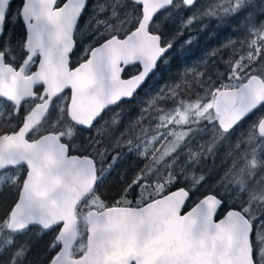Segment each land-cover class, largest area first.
I'll return each instance as SVG.
<instances>
[{
	"label": "snow or ice",
	"instance_id": "snow-or-ice-1",
	"mask_svg": "<svg viewBox=\"0 0 264 264\" xmlns=\"http://www.w3.org/2000/svg\"><path fill=\"white\" fill-rule=\"evenodd\" d=\"M13 2L0 264H264V0Z\"/></svg>",
	"mask_w": 264,
	"mask_h": 264
},
{
	"label": "trees",
	"instance_id": "trees-1",
	"mask_svg": "<svg viewBox=\"0 0 264 264\" xmlns=\"http://www.w3.org/2000/svg\"><path fill=\"white\" fill-rule=\"evenodd\" d=\"M19 4V0H14L13 8H15ZM207 22V21H206ZM197 28L199 25L196 26ZM229 35H232L233 39L238 38L239 34H233L230 28H221L217 29L215 23H210L208 29H206L203 33H199L198 35V43L193 47L192 51L186 58V62L191 64L198 60V58L203 56V53L211 48L217 47L221 42H223ZM75 59V57H73ZM225 59H227V54H225ZM221 70H223V65L219 66ZM179 61H174L172 65V73L174 74L176 71H179ZM169 70L167 68L161 69V79L160 83L163 82L164 79L167 78ZM158 86V85H157ZM247 125H245V128ZM219 160H217V164H219ZM126 167V166H125ZM113 178H109V182L105 185L106 188L111 189ZM191 205H189L190 207ZM185 208L183 211L187 210ZM50 236H46L43 238L44 241L50 240Z\"/></svg>",
	"mask_w": 264,
	"mask_h": 264
},
{
	"label": "water",
	"instance_id": "water-1",
	"mask_svg": "<svg viewBox=\"0 0 264 264\" xmlns=\"http://www.w3.org/2000/svg\"><path fill=\"white\" fill-rule=\"evenodd\" d=\"M188 210V209H187ZM187 210H185V212L187 211ZM220 217H217V219H219Z\"/></svg>",
	"mask_w": 264,
	"mask_h": 264
}]
</instances>
